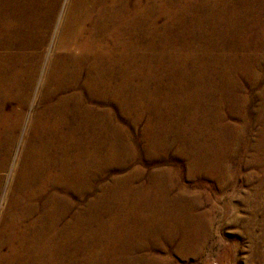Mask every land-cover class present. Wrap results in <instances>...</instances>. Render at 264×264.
<instances>
[{
    "label": "bare ground",
    "instance_id": "6f19581e",
    "mask_svg": "<svg viewBox=\"0 0 264 264\" xmlns=\"http://www.w3.org/2000/svg\"><path fill=\"white\" fill-rule=\"evenodd\" d=\"M189 1H67L42 78L50 103L33 114L0 213V264H159L138 253L149 247L166 248L174 264L173 246L184 254L208 243L216 199L230 188L247 212L242 219L264 243V88L253 99L246 94L264 72V0ZM60 3L0 0V184L18 106L34 87ZM241 49L247 53L238 55ZM141 62H150L148 72ZM110 102L130 114L134 127L146 118L141 149L128 141L124 155L120 142L105 145V119L116 110L101 105ZM175 145L176 157L187 163V172L177 169L191 183H178L171 167L154 170L142 184H136L139 169L100 183L108 165L119 169L139 150L153 161ZM243 168H252L244 174V196L237 186ZM208 178L219 194L209 209L198 189ZM93 188L99 192L74 213L72 196L83 200ZM235 221L242 222L239 213Z\"/></svg>",
    "mask_w": 264,
    "mask_h": 264
},
{
    "label": "rangeland",
    "instance_id": "374dc122",
    "mask_svg": "<svg viewBox=\"0 0 264 264\" xmlns=\"http://www.w3.org/2000/svg\"><path fill=\"white\" fill-rule=\"evenodd\" d=\"M67 1L68 0H61L58 14L54 17L52 28L50 29V32L48 34L49 35L48 39L46 40L45 44L40 48V52H39L40 59L38 62L36 82L34 84V87L30 90L29 98H28L26 105L22 107V110H20L21 106H18V103L14 102L13 104V106H18V110L21 116L20 118H22V120L20 118H19L20 121L19 119L17 120L18 121V125L16 128L17 130H15L14 132L15 133V139H14L15 143L13 144L10 150L9 157L5 165V169L1 174L2 181L0 184V213L6 205V194L10 188L11 182L13 181L14 171L19 163L20 153L24 147V143L28 135L27 133L29 130L30 123L32 121L33 114L35 113V110L36 111L42 110L44 109L43 107L44 105L47 106V104L50 103L48 100L43 98V87H42L43 79L42 78H44L45 76L48 64L50 62L52 54L54 53L55 44L57 43V40L59 37L60 26H61L60 24L62 22V17L65 11ZM201 1L202 0H190L188 4L189 5L190 4H200ZM170 9L173 12H177L178 8L177 6L170 4ZM158 21H159L158 24L160 25L162 24L161 22L165 23L168 20H167V17L165 16V17H162V19ZM145 42H147V40L143 41L142 43L146 45ZM143 52L145 53L146 51L144 50ZM143 52H141V54ZM152 52L155 54L156 52H159V51L156 49ZM242 52L247 53L246 50L241 49L239 50L238 55H240ZM150 62L149 63L141 62L142 70L146 71L148 66L151 65ZM146 72H148V70ZM260 76L261 77L259 79V82H257L256 84L254 83V84L248 85L246 94H248L250 99H253L254 93L256 91L258 92L259 90L264 88V72H261ZM139 78H141V76ZM140 82L141 81H139V83ZM151 88H149L150 92L148 93H151V91L153 90V86H151ZM72 90L73 89H68L66 90V92H63L62 94H69L72 92ZM88 103H91V102L88 101ZM254 103H255L254 105L257 107L258 106L257 104H259V100L255 101ZM109 107L114 108L116 112H114L113 115H110V118L105 119L106 128H105V134H103V136L105 137L109 136L107 138L108 140L105 145L107 146L108 144H114V143L120 142L118 145L119 146L121 144L122 145L118 148L122 151L124 155H127L126 153L129 152L128 149L123 148L126 143L130 142L131 144L134 145L133 147L141 149L143 145V141H144L143 133H144L145 124L147 122L146 118L143 117L142 118L143 120L142 119L140 120L141 121L140 124L137 127H134L133 125H131L129 121L130 114L129 113L128 115L122 114L120 111H118L117 106L113 102L101 105V108L103 109H107ZM225 118H226V121H228L229 123L238 122L236 117H231V116L229 117L226 115ZM210 124L213 125V123H209V125ZM119 129H121L122 132L117 131ZM119 133L120 135H117ZM95 135L96 134L92 133V136H95ZM119 138H120V141L118 140ZM107 147L109 148V146ZM176 148H177V145L173 146L169 152L167 153L163 152V155H161L158 159L154 158L155 160L153 159V161L147 160L145 157L140 156L143 153V150H139V153H136L137 155H134V156L133 154L131 155L133 156V158L129 159L128 162L125 165H123V167L117 169L118 165L110 164L108 165L107 168H104L100 183L107 184L112 181V178L115 175H129L132 172H134L135 169H139L140 170L139 173L141 175H139V178L136 181V184H139V183L142 184L144 182L145 183L148 182L150 173H152L154 170L166 169V167H171L175 169V172L173 174L174 179L178 183L182 182L185 185H187L191 183L192 180L189 179V176H186V175L184 176L183 172L178 171V169H182L183 171L187 172V169H186L187 163L186 161L180 160L176 157L175 155ZM241 149H243L245 151L244 154H246L247 151L245 149V143L241 144ZM120 150L119 152H121ZM109 151L110 150L105 148L104 153L107 154ZM249 151L250 152L248 153L250 154L252 150H249ZM249 154H247L245 157L248 158L247 156ZM100 155L103 156V152ZM251 169L243 168L241 173L239 172V174H237V186H238V189L240 188L242 189L241 195L243 196L245 195L246 190L248 189L247 186L243 182L244 174H246V172L251 171ZM208 179L209 180H206L207 181L206 187H204L203 189L198 188L199 190H201L200 197L204 201L207 209L211 208L213 200L216 199L217 196L219 195L218 190L212 184L213 179L212 178H208ZM255 181L257 182V178H255ZM195 188L196 187L194 188L191 187L192 190L193 189L195 190ZM98 192H99L98 189L93 188V190H91L88 193V195H86L87 197L84 196L85 198L83 200L78 198V196L73 195L72 199L75 203L73 212L75 213V211L78 210L79 207L83 205L85 201H88L89 199L95 197V194ZM222 194H221L222 195L221 198L219 197L218 200L216 199L217 203H216V213H215V219H214V224H213V231H212V234L210 236L208 243L202 247V250L201 248L195 249V250L192 249L191 251H186L187 253L184 251V254L178 253L176 250V247L173 246L171 250V259L173 260L174 264H264V243L259 238L260 232L256 226L249 225L247 224L248 222L245 219H242L243 217H245L247 212L245 210L243 203L237 197L238 193L234 191L233 188H230L225 193H222ZM210 197H211V200L209 199ZM233 204L234 206L238 204L239 205L238 207L240 208L238 209V211L235 210L234 212L233 210H231L232 212L228 213L227 209L229 208L230 205H233ZM238 213L241 217L242 222L239 223L238 221L237 222L235 221L233 223H230V219L233 216L238 215ZM106 215L103 216V219L109 220L110 216L109 215L106 216ZM141 215L147 216L148 214L145 212L144 213L142 212ZM94 227H98V225L94 224ZM138 253L140 255L147 253L151 256L157 257L156 258L157 263L168 264L166 260L167 259L166 248L161 250V249H154V247H149V249L140 250ZM74 259L75 257H73V261L75 262L76 260ZM79 259H82V258H79ZM83 259H86V258H83ZM81 262L84 264H87L85 260L80 261V263Z\"/></svg>",
    "mask_w": 264,
    "mask_h": 264
}]
</instances>
